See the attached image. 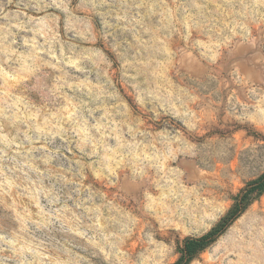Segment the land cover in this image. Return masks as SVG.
<instances>
[{
    "label": "clouds",
    "instance_id": "9594fccd",
    "mask_svg": "<svg viewBox=\"0 0 264 264\" xmlns=\"http://www.w3.org/2000/svg\"><path fill=\"white\" fill-rule=\"evenodd\" d=\"M12 3L0 209L15 224L0 217V264H64L57 234L176 264V236L210 230L264 176V0ZM195 264H264V195Z\"/></svg>",
    "mask_w": 264,
    "mask_h": 264
},
{
    "label": "rangeland",
    "instance_id": "374dc122",
    "mask_svg": "<svg viewBox=\"0 0 264 264\" xmlns=\"http://www.w3.org/2000/svg\"><path fill=\"white\" fill-rule=\"evenodd\" d=\"M15 10H16V4H15V0H13L12 4L7 5L6 11H8L10 13H14ZM28 14L31 15L32 13H28ZM209 87H211V85H209ZM65 155H70V153H65ZM216 155L220 156V157H226L228 155V153H227L226 149L223 147V145L221 146L220 150L216 153ZM246 162L247 161L242 156L241 163L244 164ZM236 163H237V159L235 157H233V159L231 161H229L228 167L234 168ZM216 167L220 168V167H223V165L218 161ZM258 177L259 176L252 177L249 182L257 179ZM227 183H228L227 180L222 181L221 187H226ZM239 184H240V181L238 178L231 180V185H232L233 190L237 186H239ZM261 195H264V193H262ZM250 205L246 208V210L244 212H246L248 210ZM224 207H226V205ZM4 216L8 217L6 220H4V225L9 231H11V229L13 228V226L15 224V221L11 219V215L9 213H6L3 209H0V217H4ZM218 222H216L214 224V226L211 227V229L214 228L218 224ZM98 227H102V225L98 223ZM210 230L207 228L201 229L200 227H196L195 229L189 231L188 235H185L184 233H179L176 236V242L179 246V252H180V249L182 247V243L185 239H187V238H200L201 236L208 233ZM225 231L222 234H224ZM221 235L211 245H214L218 241V239L221 237ZM62 236H64V238L68 240V243L66 244V252L64 253L63 256L60 257V259L64 262V264H76L77 258L80 256H85V258L88 260L89 264H124V257L122 255V253L124 251L123 249H119L114 253L113 252H106L102 247L97 249V248L89 246L86 241H84L80 237H77L74 235L67 236L65 234H57L56 239L60 240L62 238ZM211 245H209L202 252L197 254L196 257L193 260H191L189 264H195L196 261H199L202 257V254Z\"/></svg>",
    "mask_w": 264,
    "mask_h": 264
},
{
    "label": "trees",
    "instance_id": "16d2710c",
    "mask_svg": "<svg viewBox=\"0 0 264 264\" xmlns=\"http://www.w3.org/2000/svg\"><path fill=\"white\" fill-rule=\"evenodd\" d=\"M262 193H264V176H259L248 183L238 202L231 207V210L227 212L214 228L200 238H187L183 241L180 257L176 261V264H189L197 254L215 242L234 220L241 216L251 204L253 197L258 198Z\"/></svg>",
    "mask_w": 264,
    "mask_h": 264
}]
</instances>
